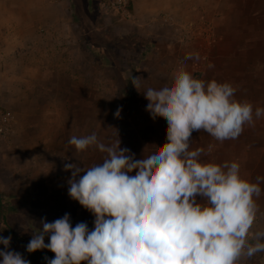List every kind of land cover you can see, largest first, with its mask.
Here are the masks:
<instances>
[{"label": "rangeland", "instance_id": "374dc122", "mask_svg": "<svg viewBox=\"0 0 264 264\" xmlns=\"http://www.w3.org/2000/svg\"><path fill=\"white\" fill-rule=\"evenodd\" d=\"M30 1L41 21L47 20L36 40V66L18 69L15 60L0 58L1 65L8 64L5 78L10 79L0 78V107L13 115L8 134L0 136V203L6 221L3 225L0 218V236L10 235V248L39 264L19 246L41 228L42 218L52 222L69 213L74 226L93 216L64 193L71 171L63 166L87 168L105 154L94 146L77 152L68 143L71 136L95 133L105 144L120 139L121 148L136 159L156 151L166 142L167 123L152 119L142 93L170 83L188 53L199 55L186 61L195 78L229 82L238 100L264 107V52H236L235 36L221 40L225 26L211 15L219 13V6L203 0H187L183 6L184 0H128L130 17L114 12V0ZM167 17L174 23L164 22ZM175 24L187 29L179 32ZM48 38L55 43L51 50L43 46ZM258 47L264 49V41ZM133 76L143 78L140 92L131 83ZM20 78L21 86L14 83ZM191 139L193 149L203 147V161L238 162L241 175L251 180L264 159V116L245 125L237 139L221 143L203 131H194ZM241 264H264V253Z\"/></svg>", "mask_w": 264, "mask_h": 264}, {"label": "clouds", "instance_id": "9594fccd", "mask_svg": "<svg viewBox=\"0 0 264 264\" xmlns=\"http://www.w3.org/2000/svg\"><path fill=\"white\" fill-rule=\"evenodd\" d=\"M188 60L199 55L186 54L170 83L142 93L152 119L167 123L166 142L156 151L136 159L120 139L105 144L95 133L69 138L77 152L94 146L105 154L87 168L63 166L71 171L69 197L93 214L94 226H73L69 213L52 222L42 218L28 253L51 251L47 264H241L264 253V230L256 228L264 215L257 203L264 177L245 179L238 162H205L204 149L191 147L194 131L221 143L237 139L264 116V107L238 100L229 82L195 78ZM141 80L132 77L137 91ZM11 240L0 236V264H30L10 248Z\"/></svg>", "mask_w": 264, "mask_h": 264}, {"label": "crops", "instance_id": "0c3cea01", "mask_svg": "<svg viewBox=\"0 0 264 264\" xmlns=\"http://www.w3.org/2000/svg\"><path fill=\"white\" fill-rule=\"evenodd\" d=\"M187 2L184 0L182 6ZM202 2L212 4L214 9L219 6V13L214 12L211 15H215L216 18L212 16L213 19L219 20L225 26V31L220 33L221 40L228 42L229 38L231 40L235 36L236 52H264L263 48L258 47L264 41V0H203ZM41 20L37 16L35 3L30 0H0V58H3L1 60L7 61L9 58L15 60L18 69H31L36 66V40L39 38V30L43 27L42 22L47 21L46 19L45 21ZM232 28L234 30L231 34ZM259 28L261 29L258 30ZM49 42L50 38L46 39L43 46L45 49L48 47L51 50L55 43ZM61 50L64 51V48ZM24 54L26 55L24 56ZM5 63L0 64V78H4L3 81H10V79L5 78L8 70V64ZM2 68L3 70H1ZM23 81L24 78H20L14 83L21 86ZM257 165L262 167L254 169L251 179L253 182L257 176L264 177V159ZM261 189L262 194L257 203L261 212L264 213V183L261 184ZM64 193L67 195L68 192ZM76 211L82 210L77 208ZM94 219V216H91L89 221L87 220L89 229L93 228ZM259 221V229H261L264 227V215L259 216ZM0 259L2 258L0 257Z\"/></svg>", "mask_w": 264, "mask_h": 264}, {"label": "built area", "instance_id": "2783aa9c", "mask_svg": "<svg viewBox=\"0 0 264 264\" xmlns=\"http://www.w3.org/2000/svg\"><path fill=\"white\" fill-rule=\"evenodd\" d=\"M52 1H57V0H52ZM128 5H129L128 0H114V2L111 3V6H114V9H113L114 12L117 13L118 10H120L127 17H130ZM172 21L173 19L171 17H167L164 19V22H172ZM172 23H174V21ZM175 27L178 29L179 32L181 31L183 32L185 29H187V26L183 24H175ZM181 37H184V36L182 35L179 36L181 40L186 39V41H189L191 39V37L189 36L185 38H181ZM12 123H13V115L6 109L0 107V136L1 137L5 138V136L8 134L10 130ZM259 226H260V221L258 218L256 228L259 229Z\"/></svg>", "mask_w": 264, "mask_h": 264}, {"label": "trees", "instance_id": "16d2710c", "mask_svg": "<svg viewBox=\"0 0 264 264\" xmlns=\"http://www.w3.org/2000/svg\"><path fill=\"white\" fill-rule=\"evenodd\" d=\"M102 64L99 63V67H101ZM1 194H0V201H1ZM0 218H1V223L4 225L6 224V221H5V217H4V214H3V211H2V206H1V203H0ZM2 227V225H1ZM28 243H21L20 244V250L26 255L28 256L30 259L38 262L39 264H47V260L45 259V257L47 258H53L54 257V253H52L51 251L49 250H37L33 253H28L26 251V245Z\"/></svg>", "mask_w": 264, "mask_h": 264}]
</instances>
